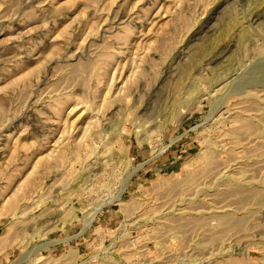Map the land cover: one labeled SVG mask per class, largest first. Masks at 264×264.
Segmentation results:
<instances>
[{"label": "rangeland", "instance_id": "rangeland-1", "mask_svg": "<svg viewBox=\"0 0 264 264\" xmlns=\"http://www.w3.org/2000/svg\"><path fill=\"white\" fill-rule=\"evenodd\" d=\"M260 8L0 0V264H264Z\"/></svg>", "mask_w": 264, "mask_h": 264}, {"label": "bare ground", "instance_id": "bare-ground-1", "mask_svg": "<svg viewBox=\"0 0 264 264\" xmlns=\"http://www.w3.org/2000/svg\"><path fill=\"white\" fill-rule=\"evenodd\" d=\"M261 2V1H260ZM263 3V2H262ZM261 9V8H260ZM261 18H264V8H262L260 11H258V12H256L254 15H253V21L254 22H256V21H258L259 19H261ZM227 44V43H226ZM217 49V48H216ZM226 49L228 50V46H226V47H221V50H220V53L219 54H221L220 56L222 57V55L225 53V52H227L226 51ZM219 50H218V52H219ZM218 54V53H217ZM216 54V55H217ZM226 54V53H225ZM215 55V56H216ZM220 56H218V57H220ZM214 61H215V59L216 58H212ZM220 59H222V58H220ZM219 61V60H218ZM239 80V79H238ZM230 87V86H229ZM200 190V189H199ZM94 216L95 215H93L90 219H89V223L93 220V218H94ZM92 225V224H91Z\"/></svg>", "mask_w": 264, "mask_h": 264}, {"label": "built area", "instance_id": "built-area-1", "mask_svg": "<svg viewBox=\"0 0 264 264\" xmlns=\"http://www.w3.org/2000/svg\"><path fill=\"white\" fill-rule=\"evenodd\" d=\"M96 229L94 228V231H95ZM101 230L103 231V230H107L106 228H103V227H101ZM71 239V238H70ZM69 254H70V252L68 251V252H66V254H64L63 256L64 257H66V259L65 260H67V258H69ZM82 254H80V257H82L81 256ZM65 264H70V262H65ZM75 264H86L85 262H83V261H81L80 259H78L77 261H76V263Z\"/></svg>", "mask_w": 264, "mask_h": 264}, {"label": "crops", "instance_id": "crops-1", "mask_svg": "<svg viewBox=\"0 0 264 264\" xmlns=\"http://www.w3.org/2000/svg\"><path fill=\"white\" fill-rule=\"evenodd\" d=\"M49 256L51 257V255L49 254Z\"/></svg>", "mask_w": 264, "mask_h": 264}]
</instances>
